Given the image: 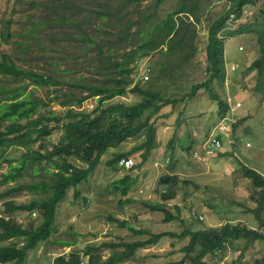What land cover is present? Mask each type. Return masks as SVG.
Masks as SVG:
<instances>
[{
  "label": "rangeland",
  "instance_id": "obj_1",
  "mask_svg": "<svg viewBox=\"0 0 264 264\" xmlns=\"http://www.w3.org/2000/svg\"><path fill=\"white\" fill-rule=\"evenodd\" d=\"M177 1L163 0L153 19L173 9ZM263 2L260 0L259 4ZM150 4L151 0H0V53H9L21 67L59 78L53 84L38 86L26 79L20 82L1 76L0 82L11 86L20 82L25 86L24 93L30 91L48 102L47 107L40 108L41 112L63 113V100L86 95L84 84L99 83L106 77L107 68L104 66L111 64L104 57L98 61V48L102 50V56L110 54L118 60L122 59L124 51L136 48L145 15L151 11ZM205 5L204 13L196 24V48L183 76L161 89L162 98H176L177 101L163 106L150 118L155 127L156 146L144 163L130 171V175L137 178L136 184L125 196H120L112 189V181L127 169L119 167L114 170L108 160L141 142L143 133L128 137L117 147H108L87 182L78 185L77 197L72 188L66 192L56 208L53 233L48 240L38 242L27 252L24 264H50L53 257L70 250H77L83 264H88V257L82 255L85 245L145 238V235H134L126 227L109 220V216L125 218L134 227H148L152 232L182 230L179 220L163 222V212L150 210L144 201L148 204L164 203L172 213L175 212L173 205H177L180 210L178 217L193 229L211 225L218 227L223 223L232 225L238 221L254 226V216L244 212L245 207H253L254 204L248 199V179L243 176L241 166L243 164L264 175V98L253 92L255 70L248 68L252 59L259 55L255 35L245 32L224 40V78L222 82L213 80L211 83V89L229 106L223 115L217 114V103L209 99V91L204 88H198L193 95L179 100L190 91L192 84L203 82L208 75L204 72L207 26L213 15L227 7V0H208ZM252 11L249 5L244 6L241 16L229 21L230 28L252 20ZM5 21H8L7 29L3 28ZM126 31L131 34L124 37ZM138 61L131 77L133 81L145 84L148 77L145 64L153 61L151 57ZM138 99V95L128 92L109 102L129 105ZM95 103V97L88 96L80 104L71 106L88 111ZM233 118L238 122L229 131L228 125ZM213 133L220 139L221 147L210 154L206 145ZM58 135L59 131H54L48 141H55ZM35 146L32 145L33 148ZM23 151L24 148L20 147L4 150L0 155V173L7 170L8 159L14 162ZM130 157L135 164L139 161L136 153ZM71 162L75 165L82 163L79 159ZM164 177L169 181L164 182ZM42 178L47 179V176L41 171L36 174L30 172L18 181L0 184V191L10 185ZM166 187H169L167 195L172 198L165 200L160 193ZM46 195L43 191L29 192L26 189L12 193L0 200V215H8L4 213L3 200L27 203ZM125 197L133 200L125 202ZM9 214L17 216L22 225L33 226L40 221L38 210L34 219L22 211ZM198 215H201L199 221ZM61 240L73 243L65 246ZM21 242V238H6L0 241V245H20ZM182 246L183 241L165 235L149 247L137 248L133 257L117 264H172L183 256ZM232 250L227 251L224 247L222 258L214 264H225L237 255H240L242 264H251L264 256V241L237 243ZM99 252L100 259L104 260L111 253V248L103 247Z\"/></svg>",
  "mask_w": 264,
  "mask_h": 264
},
{
  "label": "trees",
  "instance_id": "obj_2",
  "mask_svg": "<svg viewBox=\"0 0 264 264\" xmlns=\"http://www.w3.org/2000/svg\"><path fill=\"white\" fill-rule=\"evenodd\" d=\"M133 0H127L131 2ZM163 0H151V11L145 15L144 26L139 32L136 48L124 51L122 59H113L110 54L101 55L98 48L97 58L103 57L111 66L106 65V77L99 83L84 84L86 95L70 96L62 101L63 113L54 111H40L47 107L43 101L30 91L25 92L21 81L26 79L33 85L55 83L58 76H48L32 69L17 65L7 52L0 53V76L20 81L11 86L0 82V155L9 147L24 148V151L13 162L7 160V170L0 173V184L18 181L24 174H36L41 171L47 179H39L27 183L10 185L0 191V200L12 193L26 189L29 192L43 191L47 195L33 198L27 203H15L3 200L4 213L0 215V241L6 238H21L20 245H0V264H24L27 252L36 247L40 241H46L55 228L56 208L66 192L72 188L74 196H78V185L87 182L88 176L97 164L100 156L108 147H117L128 137L144 134V139L124 153H116L108 160L114 170L119 169L117 161L121 157H130L136 153L139 161L127 169L121 177L112 181V189L120 196H125L133 187L137 178L130 175L135 166L144 163L155 148V127L150 120L158 110L167 104L177 101L176 98L167 99L160 96L161 89L175 82L183 76L186 65L195 51L196 24L205 10L208 0H178L175 7L165 12L158 19H153L159 4ZM260 0H227V7L213 15L207 26V40L204 49V68L208 74L203 82L192 84L190 91L179 100L193 95L198 88L209 91V99L217 103L218 115H223L229 106L211 89L213 80L219 82L224 78V40L241 33L251 32L255 35V43L259 55L252 59L248 68L255 70L253 92L264 98V2ZM253 8L252 20L239 24L232 29L229 21L241 16L244 6ZM255 5V7L253 6ZM7 22L3 28L7 29ZM8 36V33H5ZM131 33L126 31L124 37ZM93 42V41H92ZM151 57L152 64L146 62L148 74L145 84L133 81L131 74L138 64V59ZM134 62L133 64H131ZM100 64V63H99ZM153 67V68H152ZM135 93L139 99L133 104L125 105L121 102H109L116 96ZM88 96L95 97V105L88 111L76 109L71 105L80 104ZM109 102V103H107ZM238 119H234L231 128L234 129ZM54 131H59L55 141H48ZM216 136V135H215ZM217 137V136H216ZM218 138V137H217ZM36 144L33 148L32 145ZM79 159L80 165L71 161ZM122 168V167H121ZM243 176L248 179V199L254 204L247 206L244 212L254 216V226L245 221L235 224L223 223L220 226H207L193 229L184 224L178 217L180 212L177 205H173L175 212L168 210L164 203L144 205L153 211H162L163 222L179 220L183 228L180 232H152L148 227H134L125 218L109 216V220L121 227H126L132 234L145 235V238L130 241H104L100 245H85L83 256L88 257V264H117L124 259L133 257L137 248L149 247L165 235L183 241L180 248L183 256L172 264H206L212 262L214 251L228 246L231 251L233 245L244 242L264 241V175L253 168L242 164ZM129 170V171H128ZM175 178V177H172ZM175 180V179H174ZM164 182L169 181L164 177ZM184 183H188L184 180ZM160 193L163 199H170L168 189ZM157 190V189H156ZM171 190V186H170ZM121 200V199H119ZM133 200L125 197L124 201ZM38 210L40 221L37 225H22L17 216L9 213L26 212L30 219H34ZM34 212V215L31 213ZM197 216V220L199 221ZM58 240L54 241L57 242ZM65 246L72 245V241L61 240ZM111 248V253L100 259L99 249ZM116 247H120L116 250ZM67 257V258H66ZM69 257V258H68ZM80 253L70 250L60 253L51 259L50 264H80ZM242 264L240 255L225 261V264ZM251 264H264V256L255 259Z\"/></svg>",
  "mask_w": 264,
  "mask_h": 264
},
{
  "label": "built area",
  "instance_id": "obj_3",
  "mask_svg": "<svg viewBox=\"0 0 264 264\" xmlns=\"http://www.w3.org/2000/svg\"><path fill=\"white\" fill-rule=\"evenodd\" d=\"M231 116L233 117V114H231ZM233 122H234V118H233V121L228 125L229 131L231 129V125ZM219 131L221 133L225 134V131H223V130H219ZM220 147H221L220 139L217 138L214 133L211 134L209 137L208 143L206 145V149H207L208 153L211 154L213 151L216 152V150H218ZM117 164L122 168H129L133 165V160L131 157H121L118 159ZM31 213L34 215V212H31ZM225 248H227V251H230V248L228 246H225ZM63 253H67V252H63ZM222 255H223L222 249H218V250L214 251V254L212 256V262L206 263V264H214L216 261H218L220 258H222ZM80 264H83V261H80Z\"/></svg>",
  "mask_w": 264,
  "mask_h": 264
},
{
  "label": "bare ground",
  "instance_id": "obj_4",
  "mask_svg": "<svg viewBox=\"0 0 264 264\" xmlns=\"http://www.w3.org/2000/svg\"><path fill=\"white\" fill-rule=\"evenodd\" d=\"M69 258V257H68Z\"/></svg>",
  "mask_w": 264,
  "mask_h": 264
}]
</instances>
